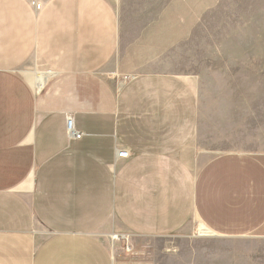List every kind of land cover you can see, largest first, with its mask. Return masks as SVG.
Wrapping results in <instances>:
<instances>
[{
    "label": "crops",
    "instance_id": "obj_1",
    "mask_svg": "<svg viewBox=\"0 0 264 264\" xmlns=\"http://www.w3.org/2000/svg\"><path fill=\"white\" fill-rule=\"evenodd\" d=\"M193 2L139 0L127 34L108 0H0V264H157L166 237L162 264H264V149H204L192 84L136 69Z\"/></svg>",
    "mask_w": 264,
    "mask_h": 264
},
{
    "label": "rangeland",
    "instance_id": "obj_2",
    "mask_svg": "<svg viewBox=\"0 0 264 264\" xmlns=\"http://www.w3.org/2000/svg\"><path fill=\"white\" fill-rule=\"evenodd\" d=\"M108 1L123 19L128 34L130 22L137 23L143 16L142 10L133 9L139 0ZM193 3L194 8L176 10V16L183 19L182 40L174 43L166 56L135 58L136 69L149 66L171 71L192 84L198 103L197 134L204 149H264V0ZM134 27V35H138L141 26ZM115 70H104L103 75L118 84L125 74L116 71L117 75L110 77ZM24 75L29 77L28 72ZM112 239L121 241L126 236L115 233ZM179 240L190 239L166 237L139 242L150 244L149 257L156 254L157 264H162L164 251L168 257L186 253L185 249L173 248Z\"/></svg>",
    "mask_w": 264,
    "mask_h": 264
},
{
    "label": "bare ground",
    "instance_id": "obj_3",
    "mask_svg": "<svg viewBox=\"0 0 264 264\" xmlns=\"http://www.w3.org/2000/svg\"><path fill=\"white\" fill-rule=\"evenodd\" d=\"M28 73H29L28 78L30 82L32 83L33 86H36L37 88H40L43 85L46 79V76H47L46 73L43 71H34V72H28Z\"/></svg>",
    "mask_w": 264,
    "mask_h": 264
},
{
    "label": "built area",
    "instance_id": "obj_4",
    "mask_svg": "<svg viewBox=\"0 0 264 264\" xmlns=\"http://www.w3.org/2000/svg\"><path fill=\"white\" fill-rule=\"evenodd\" d=\"M124 79H127V76H124ZM66 126H67V130L68 132L73 135L76 138H79L81 136V132L75 130L73 128V124H72V119L71 118H67L66 120ZM118 157L119 158H127L128 157V152L127 150H121L120 152H118Z\"/></svg>",
    "mask_w": 264,
    "mask_h": 264
}]
</instances>
